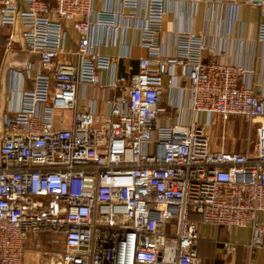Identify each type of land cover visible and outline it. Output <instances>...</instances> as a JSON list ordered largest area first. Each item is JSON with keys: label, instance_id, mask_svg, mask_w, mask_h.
<instances>
[{"label": "built area", "instance_id": "1", "mask_svg": "<svg viewBox=\"0 0 264 264\" xmlns=\"http://www.w3.org/2000/svg\"><path fill=\"white\" fill-rule=\"evenodd\" d=\"M174 1L186 0H0L4 55H27L10 77L28 80L0 120V264H25L30 245L36 264H202L195 214L249 227L251 250L264 248V94L251 68L205 61L195 33L179 34L176 54L162 50ZM244 4L264 0H231L233 20ZM128 30L147 53L122 74L131 52L103 48H125ZM167 75L183 78L186 103L162 105ZM66 111L71 125L55 127ZM216 115L263 120L243 142L224 120L216 149Z\"/></svg>", "mask_w": 264, "mask_h": 264}, {"label": "crops", "instance_id": "2", "mask_svg": "<svg viewBox=\"0 0 264 264\" xmlns=\"http://www.w3.org/2000/svg\"><path fill=\"white\" fill-rule=\"evenodd\" d=\"M118 0H114L116 5ZM231 0H202L198 5L190 0L174 1L168 6L162 23L161 44L162 50L166 53L176 54L178 50V36L181 32L195 33L207 44V49L203 52L205 61L226 60L242 64L253 71L252 83L255 90L264 94V44L259 41V26L264 22V6H253L244 4L240 8L239 16L241 21L233 20L230 10ZM113 4V2H112ZM110 1L97 2V8L112 6ZM71 40L68 48H73L78 37L74 29L69 30ZM138 36L132 30H128L126 35L127 45L124 47H105L103 53L116 56L122 51L131 52V57L120 60L118 71L122 74L136 73L139 71L138 58L146 55V50L137 44ZM6 39L0 44V120L2 113L9 107L11 101H18L21 98L20 92L28 84V80L22 79L19 75L12 79L8 67L21 70L19 62L27 60L25 53L10 55L5 57L4 48ZM220 51V52H217ZM8 59V60H7ZM76 59H74L75 61ZM107 74H104L106 78ZM166 90L164 102L167 106L173 98H180L183 102L188 100V92L184 89L183 78H171L165 76ZM14 86V87H11ZM92 94V90L89 91ZM96 95H100V92ZM107 95H112L107 91ZM84 103V101H82ZM101 111H107L103 103ZM66 121L62 122L59 116L54 118V126L57 128L68 127L73 120L71 111L65 112ZM222 117L220 115H216ZM214 116V118L216 117ZM235 117V116H234ZM223 118V117H222ZM229 117L224 119L226 126L235 128L240 142L244 141V134L248 131V123L243 118H237L236 125L231 124ZM71 119V122L68 121ZM258 122L263 119H256ZM255 120V121H256ZM215 125L213 122L212 129ZM224 128L222 124L221 130ZM264 218V213L262 214ZM194 219L199 221L200 241L198 244L199 254L202 264H264V248L252 251L249 243L251 240V228L235 227L228 229L225 225L205 224L201 222L200 215L195 214ZM46 236H43L45 239ZM230 241L236 244L231 254L224 249V243ZM42 255V254H41ZM38 254L33 245H30L24 255L25 264H36ZM43 261L47 262V256H43Z\"/></svg>", "mask_w": 264, "mask_h": 264}, {"label": "rangeland", "instance_id": "3", "mask_svg": "<svg viewBox=\"0 0 264 264\" xmlns=\"http://www.w3.org/2000/svg\"><path fill=\"white\" fill-rule=\"evenodd\" d=\"M231 117H233L231 119L232 126L233 125H236V123H237V120L236 119L237 118H235L234 116H231ZM244 121H246V120L244 119ZM70 122H71V119L68 121V123H70ZM214 122H215V125H214V127L212 129V137H213V143H214L213 144V148H216L217 149L218 148L217 144L219 142L220 131H221L222 124L224 123V119L222 117L216 116L214 118ZM249 127H250V130L256 129L258 127V121L256 120V121H254L253 124H251V125L249 124L248 125V128ZM254 132H255V130H254ZM254 132H252V133L249 134V129H248V131L244 134V141L249 136L251 138H254ZM44 240L47 241L48 240V236H46ZM54 246L56 248H60L61 247V244L60 243H56Z\"/></svg>", "mask_w": 264, "mask_h": 264}]
</instances>
